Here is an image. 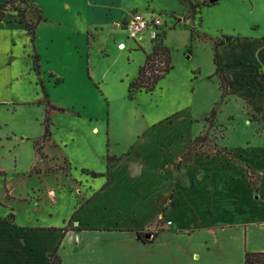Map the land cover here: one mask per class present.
Returning a JSON list of instances; mask_svg holds the SVG:
<instances>
[{"label": "rangeland", "instance_id": "rangeland-1", "mask_svg": "<svg viewBox=\"0 0 264 264\" xmlns=\"http://www.w3.org/2000/svg\"><path fill=\"white\" fill-rule=\"evenodd\" d=\"M188 1L122 0L128 13L139 9L162 19L159 33L164 34L151 40L143 32L144 42L131 38L127 28L112 33L105 28L95 40L62 28L58 21L67 18L62 0L7 3L17 20L30 24L39 15L44 19L37 22L34 38L26 23L16 22L10 66L0 67V198L7 190L18 197L36 194L42 198L31 205L30 215L54 224L71 219L76 207L92 196L82 216L129 219L127 208L135 197L125 187L132 182L125 177L107 181L111 173L124 176L130 149L148 156L141 177L165 194L160 218L143 235L154 237L171 221L165 218L166 202L177 184L191 185V179L202 189L210 173L240 174L244 169L248 176L250 167V188L257 196L258 177L264 175V112L245 87L228 84L221 90L219 75H210L216 70L217 40L244 35L255 21L260 23L257 33L264 34L261 0ZM82 3L79 12L85 14L87 0ZM121 41L125 50L117 46ZM161 42L170 49L174 68L153 90H137L130 98V83L152 45ZM47 100L56 109L50 110L52 136L40 161L35 141L44 134ZM257 102L264 109V97ZM36 160L40 163L33 168ZM156 167L165 179L153 174ZM52 171L57 173L47 174ZM51 189L57 190L60 204H53ZM14 213L23 222L28 219L25 210ZM51 260L58 261L56 256Z\"/></svg>", "mask_w": 264, "mask_h": 264}, {"label": "crops", "instance_id": "crops-1", "mask_svg": "<svg viewBox=\"0 0 264 264\" xmlns=\"http://www.w3.org/2000/svg\"><path fill=\"white\" fill-rule=\"evenodd\" d=\"M99 2L87 0L86 13L81 14L82 0H62L67 18L58 24L77 34L91 35L95 40L105 28L111 33L126 29V19L134 11H143L126 12L122 0ZM259 6L264 11V0ZM17 21L16 12L11 9L0 20V67L10 66L8 62L15 47L13 29ZM259 27L260 23L255 21L244 35H227L224 42L217 40L214 45L219 43L217 52L228 84L245 87L255 105L264 112L257 102V98L264 97V34L257 33ZM145 32L151 37L149 31ZM144 33L140 39L143 42ZM117 46L121 50L127 48L124 41ZM151 51L152 48L148 54ZM215 75L216 70L210 76ZM5 76L6 80H11L9 75ZM127 153L128 165L121 173L124 176L111 173L107 184L117 177L132 182V186L130 183L125 187V193L135 197L134 203L127 208L129 219L116 216L107 220L100 216L93 220L82 216L81 210L90 203L92 196L79 209L76 207L71 219H64L61 224L42 222L29 213L31 205L40 203L42 197L29 193L18 197L7 190L5 197L0 198V264H51L53 256L57 257L58 264H245L247 251H264V175L260 177L258 173L255 191L258 194L254 198L244 169H239L240 174H234L236 171L220 176L221 173H210V180L207 179L202 189L192 179L191 185L177 184L173 197L166 202L165 218L171 223L167 221L156 236L146 232L141 238L138 232L147 231L146 228L160 218L165 194L151 187L148 178L141 177L149 166H144L148 156L134 149ZM39 163L36 160L33 168ZM2 169L0 167V174L4 172ZM51 173L57 172L47 174ZM153 174L165 179L159 167ZM49 192L53 204H60L57 190ZM16 208L28 212L26 222L19 220L14 213ZM103 208L107 210L108 207ZM11 214L14 215L12 219Z\"/></svg>", "mask_w": 264, "mask_h": 264}, {"label": "trees", "instance_id": "trees-1", "mask_svg": "<svg viewBox=\"0 0 264 264\" xmlns=\"http://www.w3.org/2000/svg\"><path fill=\"white\" fill-rule=\"evenodd\" d=\"M13 1L14 0H6L5 2L0 4V20H3L6 15L7 3L13 2ZM21 1H24V0H21ZM185 1H188V0H185ZM190 4L191 6L196 5L193 3H190ZM14 9L18 10L17 8H14ZM41 14H42V11H41ZM43 19H44L43 15H39L36 18V20H33L30 24L24 22V19L22 17L18 21L22 23H26V27L28 28L29 32L32 34V37L34 38L36 36L37 22ZM163 34L164 33H161L159 36H157L153 40L159 38ZM217 45H219V43H216V46H215L214 63L216 65V73L220 77V83H219L220 89L224 90V88H226L228 85V80L223 72V68L220 65L219 55L217 52ZM34 64H35V67L37 68L38 64L35 63V61H34ZM173 68L174 66L172 65V62H171L170 49L168 48V46H166L162 42L155 44L152 47V51L147 55L146 61L144 62V64L141 65L138 76L129 85V97L133 98L137 90H145V91L153 90L155 85L159 82V80L162 79L166 74H168ZM221 98H223V93L221 95ZM47 105H48L47 114L44 120V134L42 137L38 138L35 141V148L37 152L39 153L40 157L42 156L41 154L43 153V150L46 147L47 141H49L52 136V132L50 129V123H51L50 110L56 109L54 106L50 104L49 100H47ZM59 109L63 110L62 108H59ZM216 110H217V106H215L212 110V113H211L212 117L215 116ZM196 139L199 140L200 136H198ZM218 154L225 155L221 151H219ZM35 171L38 173L42 172L40 169H36ZM252 171L253 170L250 167H248V176L250 177V179L253 174ZM13 217L14 215L11 214V218ZM138 234L141 238H143L141 232H138ZM51 264H58V261L55 263V261L53 260ZM245 264H264V251H247L245 254Z\"/></svg>", "mask_w": 264, "mask_h": 264}, {"label": "built area", "instance_id": "built-area-1", "mask_svg": "<svg viewBox=\"0 0 264 264\" xmlns=\"http://www.w3.org/2000/svg\"><path fill=\"white\" fill-rule=\"evenodd\" d=\"M161 25L162 19L159 16H155L153 12L144 11H134L125 22V27L128 29L130 37L134 39H141L145 31H149L152 39L156 38L161 34L159 33Z\"/></svg>", "mask_w": 264, "mask_h": 264}, {"label": "water", "instance_id": "water-1", "mask_svg": "<svg viewBox=\"0 0 264 264\" xmlns=\"http://www.w3.org/2000/svg\"><path fill=\"white\" fill-rule=\"evenodd\" d=\"M212 1H214V0H212Z\"/></svg>", "mask_w": 264, "mask_h": 264}]
</instances>
